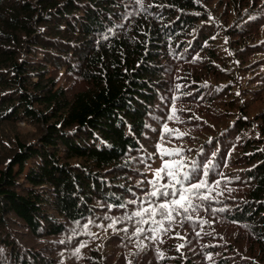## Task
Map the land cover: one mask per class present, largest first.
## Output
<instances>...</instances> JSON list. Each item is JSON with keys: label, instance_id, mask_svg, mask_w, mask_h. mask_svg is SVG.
<instances>
[{"label": "trees", "instance_id": "obj_1", "mask_svg": "<svg viewBox=\"0 0 264 264\" xmlns=\"http://www.w3.org/2000/svg\"><path fill=\"white\" fill-rule=\"evenodd\" d=\"M260 94L264 0H0V264H264Z\"/></svg>", "mask_w": 264, "mask_h": 264}, {"label": "snow or ice", "instance_id": "obj_2", "mask_svg": "<svg viewBox=\"0 0 264 264\" xmlns=\"http://www.w3.org/2000/svg\"><path fill=\"white\" fill-rule=\"evenodd\" d=\"M165 131H171V130L165 128ZM168 154L169 152L167 149L161 148V155H168ZM171 167H172V164L169 163L168 161H165L162 168L157 170L155 174L156 179L150 182L155 187L157 180L162 178V173H166V175L169 176L172 181H174V183L171 185H162L161 188H158L155 191H152L151 193H149V195L152 197L163 198L164 202L160 203L158 205V208H155V207L145 208L143 212H136L134 214L136 216H141L144 213H148L150 217L152 218V223L159 225L161 229H163V224L165 220L171 221L174 219V216H173L174 212L179 213L181 209L186 212L188 210V207L192 206L191 200L188 196H186V193L195 192L196 190L200 188L207 187V183L204 180H201L198 183L190 184V186L187 188L183 187L182 185L184 183V180L188 179V173L185 172L184 180H181L177 177L175 172L169 170L171 169ZM205 175H207V173H205ZM177 184H180L181 187L177 188L176 187ZM169 187H171L172 189L171 192L162 190V189H167ZM169 197H171L170 200L168 199ZM121 207H123V205H121ZM157 212H159V215L162 217V219L160 220L155 219ZM143 222H146V221H143ZM156 230L157 229H153V231H156ZM163 230L167 231V229H163ZM142 231H144V229L142 228L137 229V232H142ZM153 239H155V237H153ZM83 246L84 245H81V247ZM179 247H183V245H180ZM77 251L79 250L77 249ZM129 264H131V262H129Z\"/></svg>", "mask_w": 264, "mask_h": 264}, {"label": "rangeland", "instance_id": "obj_3", "mask_svg": "<svg viewBox=\"0 0 264 264\" xmlns=\"http://www.w3.org/2000/svg\"><path fill=\"white\" fill-rule=\"evenodd\" d=\"M39 55L41 56V53ZM62 72H64V69L62 70ZM257 78H259V79L261 78L262 79V76L260 74H257ZM262 97L264 98V96H262ZM253 104L257 105L258 102L256 100H254ZM19 124H20V130L21 131H26V130L32 128V126L29 123L26 124V122L23 121V120H21ZM158 149H159L158 150V155L152 157L151 161L147 162V164H143L142 165L144 173H143V175L141 174L140 179H141L142 182L139 183V184H147L148 183L149 188L150 189L152 188L150 190V193L152 191H155L158 188H161V186H162V185H160V183L162 182L163 175H162L161 179L157 180L155 187L152 185V183H150L151 181L156 179V175L155 174H156L157 170L161 169L163 164H164V162L166 161L165 159H163V155H161V148H158ZM164 149H166V148H164ZM168 162L172 164V167H171L170 171H173L174 166H175L174 162H172V161H168ZM162 190H164V189H162Z\"/></svg>", "mask_w": 264, "mask_h": 264}]
</instances>
